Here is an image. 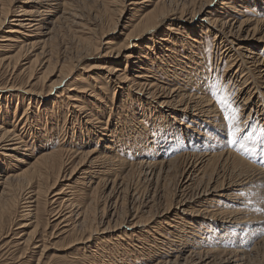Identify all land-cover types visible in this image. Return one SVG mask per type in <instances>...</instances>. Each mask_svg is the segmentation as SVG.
Wrapping results in <instances>:
<instances>
[{
    "label": "rangeland",
    "instance_id": "obj_1",
    "mask_svg": "<svg viewBox=\"0 0 264 264\" xmlns=\"http://www.w3.org/2000/svg\"><path fill=\"white\" fill-rule=\"evenodd\" d=\"M27 1L29 0H5V3L7 4L9 8H12V10H15L23 6L24 5L23 3H26ZM104 1L107 2L108 0H60V1L59 0H40L41 7L42 5L46 7L47 5L56 6L57 4L58 5L62 3L65 4V7L64 6L61 7L60 14H59L60 19H58L57 21L52 22V16H50L49 14L44 15L43 16L44 18L38 17L40 19L42 18L44 19L42 23L43 25H42L41 32H42V35L47 37L46 39H48V40L45 39L46 42L48 41V44H47L48 49H52V50L58 49L61 57L64 58V56H66L64 59H66L67 56L68 57L69 56L78 57V54H80L79 50L81 49L78 39L81 36L86 35V33L89 30H96V32H93L94 36L93 35L92 36L93 38H95L94 41L100 44V49H99V54L91 57L90 61L81 65L80 68H78L75 71L73 76H71L67 81H65L62 84L61 88L57 86L56 89L58 90L55 89V91L51 94V96L49 97L42 96L41 98H37L36 96H34L32 98L31 103L32 105H34L32 109L33 112L41 113L47 116L52 115V103L53 102L59 103L55 107V112H57V114L55 115L63 116L62 119L64 123L63 121H61L62 119H60V122L59 121H57L56 123L53 122L52 126L49 125L47 127L44 125L42 129L40 126L37 127L33 125L34 128H32L31 131L33 132L34 130L36 131V129H40L42 135H46L50 139L51 143L53 144L59 143L63 140V138H65V141L71 142V146H73V147L71 146L69 147L67 146V147L71 151H77V152L95 150L96 153L100 151L99 153L104 152L105 154H107L106 153L107 149L105 150L104 148V146L106 147V143L111 144L110 141H113V140L119 141L120 143L116 142L117 144L116 143L112 144L113 146L112 154L113 156L115 155L114 157L116 159L118 160L120 159V161H124L127 163L129 162V164L131 165L130 167H128L127 170H121L118 172V174L116 173L115 177H113L112 179L119 178L120 181H122L121 178H123L125 175L127 179L125 178V181H124L125 186L123 187L124 189H127L128 191L127 190L125 191L123 189L125 193L123 190L114 191L115 193L114 192L110 193L111 190L109 189L107 191V189H105L103 185V187L99 186L97 193H94L96 184H98V182L100 183L104 182L105 180L107 181V179L106 178L100 179V180L92 179V178H96V175L95 174L93 175V173L91 174V172L94 171L95 173V171H97L99 168V164L89 166L90 168H85L84 166L88 164V159H85V160L81 159L80 161V158H76L77 163L74 164L75 166H73V169L76 167L75 172L77 173V175H73L75 176L74 178L73 176L71 177V173H73L72 169H70L69 171L65 173L66 177L68 176L67 178L71 177L70 178L71 180L69 181H72L73 183H75V181H78L79 176L84 177L82 181L83 185H79L80 187L79 191L76 190L77 192L76 197H75L76 202L73 201L74 204L71 203V205L68 204L64 207L59 205V203L68 202L69 196H66L68 190L66 189L67 188L66 186L64 187V184L65 185L68 184L69 182L68 180L67 181L64 180L65 182H62L63 181L62 180L61 183H58L55 186L54 190H52L49 194H47L46 198L41 197L42 199H40L39 201L40 202L39 210H41V212L39 211L40 212L39 215H41L40 221H39L40 222L39 223V233H40V236L43 235L42 237L43 239L40 238L41 244L39 243L36 246L39 248L34 249V247H25L20 244L21 243L20 238L22 237L23 233L20 232L22 231V229H19V228H20V225L24 222L21 219V213L25 209L23 208V204L25 203V201H21V204L17 207V210H16L17 213L15 212V215H14L15 223L11 225V228H10V225H8L7 228L4 230V232L1 233L2 236H0V254H2L3 256V258L0 260V264L1 263L3 264H10V263L11 264H51V263L52 264H66V263L75 264V262L76 264L77 263L79 264H100L97 256H99V259H100L102 255L105 256V257H101V259L104 261V262L102 261V264H173V263L175 264L176 260L178 261L176 264H264V210H262L264 209V180H263L264 178L259 179L260 177L259 178L256 177V178H250L247 181L245 180L247 179L246 176L252 175L253 172L251 170H258V173L262 171L264 172V148H263L264 147V90H262V94L258 96L254 95L256 98L252 100V101H255V99H257L256 105L260 104V107H261L260 109H263L261 112V115L260 114L257 115L255 114V111H253L250 118L248 120L245 119L248 116V113H250V111H247L249 108V104H247L243 108L240 107L242 104L240 105L241 102L239 103V101L243 100L242 96L240 95V89L247 86L248 83L250 82L252 83V80L248 82V80L250 79L249 75L243 78L242 75L240 76L239 74L238 77L231 78V79L227 75L228 73L232 74V72H228V68H229L228 57H230L231 55L234 56L235 52H232V48L229 43L225 45L226 39L222 38L223 36L222 33L221 35H217L216 37L213 32L211 33L209 29L205 28L204 24L196 25L194 22L188 23L190 26L193 27V30L191 31L189 29L187 30L179 29L180 30L179 33L181 34L189 33L192 38H197L199 41L197 43H194V45L191 46V48L195 50L194 52L198 53V57L194 59H196L197 60L196 62L197 63L199 62L198 65H200L199 66L200 69L198 70L197 68L198 71L194 70V71H197L195 72L196 74L198 73L197 75L196 74L192 75L194 79L192 80L191 77H190L191 79L187 78L188 80L190 79L191 82L185 79L186 75H184L185 77H181V76L179 77L180 74H178V72L181 73L182 71L188 73L187 71H184V70H189V68L192 67L191 65L193 63L190 59L191 52L188 49H186L187 50L186 51L185 48H182L181 44L177 45L180 49L178 53V57L176 59L177 61L172 60L171 58L168 60L170 66L162 65V68H157L156 66L152 65L151 69L153 71L152 72V74L154 75L153 77H155L154 79H157V82L158 81L160 82L161 80L160 83L162 84L168 85L172 88H181L182 90L187 91L189 95H198L200 97L208 96L209 100L212 102L211 105H215L217 107V110L219 111V112H215L214 115H216V118L218 120H223L222 124L225 128L227 124V121L224 118L225 111L231 112L232 109L231 108L225 109V107L220 104L217 97L226 96L228 98L229 103L232 105V107L237 108L239 110V119L237 120L236 123L242 129V131L238 136V142L236 144H231L229 142L230 137L227 135L226 133L227 129H226L225 133L221 135L220 134L212 135L211 138L207 140L208 147L209 146L210 147L214 146L215 148L220 147L219 149L216 148L218 151L216 150H211L210 152L205 151L204 150L205 147L201 148L199 146L200 143L196 137L195 138L188 137V135L192 134V131L186 130L187 125L191 127H194L196 125L194 121L192 122L190 117L184 116L182 118L183 119L182 123H184V126H180L179 123L172 122V119L164 111L159 114L155 112H148L149 113L148 114L147 112H144V109H143L144 105H142L143 103L139 102L137 99H131V98L128 99L127 96H123L120 89H118L120 94L117 93V100L119 102L121 101L124 108L128 105V102H130L129 105L126 107L127 109L125 108L126 111L124 113L125 114L127 113L126 116L125 117L123 116L125 115L124 113L123 115H121V120L123 121V123H121L122 121L119 119L120 116L118 117V119L116 117L115 119H113L112 117H110V113L108 110L102 111L101 108L98 109L99 105L98 106H96L95 104L92 105V103L88 100L84 101L85 104L87 105V109L88 108L91 109L94 115H96L99 118V120L106 121V124L108 126L106 125L105 129H109V128L113 129L114 138L112 137L113 138L112 140L105 139V137H102L101 135H99L100 139L94 138L95 136L91 134L89 131L85 132V129L87 130V128H83V130H81L83 127L84 121H85L82 119L83 116L82 117H80L79 115L75 116L73 120V125H71L72 123V121H70L71 113L66 110H67V106L72 105V101L68 100L69 97L67 96L69 95H67V93H73L74 98H77V95L75 92H68L70 91L69 90L70 88H73L72 85L74 84L75 79L81 76L85 78V81L88 84L92 83V79H91L92 76L97 77V79L100 80L101 79L100 73L102 72L100 70H97V68H94V67L95 66L97 67L99 63H101L98 61L107 60V57L104 56L108 52L107 50L108 45H106V43L110 41H114V44L116 45V44H120L124 42L125 37H121L122 29L124 26H127L126 24L129 23V20L133 17V15L138 10V8L147 6V5H152L151 7H149V10H150L153 8L154 4L158 0H149V3H147L146 5H142V6L131 5V2H140L141 0H121V1L111 0L113 2L118 1L115 3H111V10H116V9L118 10L121 8L123 9L122 17H121L122 19H120L121 22L119 21V24L116 27H114V25H112L110 21L109 17L111 13H108L107 15L103 13L104 12L103 10ZM184 1L185 0H178L179 7H180V3L181 2L183 3ZM186 1L188 5V11L190 10L191 12V9H193V6L191 4L192 0H186ZM225 2L228 4L227 7L229 8V11L227 13L223 10L221 3H214L213 5L210 6L209 10L213 11V13L211 14V17L213 19L219 18L223 23H228L227 25H223L225 27L224 30L227 32L222 30L224 32V37L228 39H231V40L233 38L237 40L240 39V38H236V37L229 35L228 31L231 28L230 26L233 25L234 23H235L234 25L237 27L239 23L247 19L264 20V0H225ZM40 5H38L37 7H40ZM25 7H28V6H25ZM43 11L44 9L42 10L39 9L37 12L38 14H43L41 13ZM112 14L115 18H120L119 11L117 13L112 12ZM11 19H8L5 25L0 27L1 28L0 29V39H2V37L5 35L8 28L11 27L12 24H9ZM167 28H168V24H166L164 28L161 29V31L158 34H156L157 37L162 36L164 32H166L165 30ZM111 29H112V32H111ZM104 33H106V35ZM42 35L36 36V39H33V40L31 37L29 43L36 42L37 44H39L40 41L43 40ZM145 42L143 43V46H145L148 43V41H145ZM252 43L253 42L251 41L250 43H247L246 46L250 48ZM235 45H236V48H238L236 43ZM256 45H257L256 50L259 53H261L262 51L264 52V45H261L259 43H257ZM260 47H263V49H259ZM1 49L2 48H0V51ZM131 51L132 50L126 51L118 59V64L121 65L118 68L122 70V72L125 70V62H126L125 55L130 53ZM16 52H17L16 50L9 52V53L2 52L0 53V60H2L3 58H7L8 56H13L15 55ZM39 52L40 50L38 51L35 50V52L34 50H28L24 52L23 57L21 59L17 61L14 60L13 62L9 64L7 63L1 66L0 67V88L2 87L5 89H15V90L27 89V91H30V92L35 91L39 93H42L40 91H42L43 89V94L49 93V91L52 90L53 85H56L54 82L57 80V76H54L53 74L50 75L48 79L45 80V81H48L46 85L43 84L44 83L43 80L39 79L42 73H44V70L46 71V66H43L46 64V59L43 60V62L41 59L40 61L38 60V62L33 63V61H35L34 54L39 53ZM180 52L182 53V55ZM263 52H262V56L264 57ZM46 55L48 54L46 53ZM195 56L196 55H194L193 57ZM234 57L236 60L235 65H237L239 58L236 59V54ZM185 61L187 63H185ZM31 62L33 64H31ZM44 62L45 64H43ZM175 64L179 65L178 67H181L182 69L178 68L179 70H176V68L173 67V65L175 66ZM185 66L186 68L188 66V68L186 69ZM173 69L175 70V73L177 72L176 74L179 78H176V76H174ZM166 71H167V74H166ZM139 72L141 71L138 69V67H129V73H128L129 78H133ZM54 73H56V71ZM202 76L204 78L201 80H198L202 78ZM170 78H172L173 80ZM195 78L197 80H195ZM184 80L188 81L190 85H187L186 83H184ZM102 81L104 82V80ZM237 81H239L240 83ZM51 83L52 85H50ZM238 83L239 85L242 86L241 88H238V85H236ZM63 85L64 86L66 85V86L64 87ZM75 85H79V84L76 83ZM189 87L191 88V90ZM65 88H67L68 90H66V92L63 93ZM105 88L106 90H108L107 91L108 93L105 94V97H107L108 99V97L110 96V94L113 93L115 88H111L108 83H105ZM159 91H160L159 94H161L162 98L169 97L168 93H165L162 90H159ZM6 92L7 91L5 90L3 91V93H6ZM84 96L86 99H89L88 96L86 97V94ZM247 97H249L248 94H247ZM12 99L15 100L13 107L6 108L7 110H3V107L0 105V126H5L3 119L6 116L10 115L9 123L12 126H10L9 124L8 127L7 126L5 127L11 130H12V127L15 128V131L17 132L16 134L23 137L24 140L26 139V141L30 145L29 148L32 147L30 152L29 151L23 152L21 155L14 154V157L22 158L24 155L28 157L29 154L39 156V153L42 149L41 138L39 137L36 138V136L34 138L32 134L26 133L27 130L30 131L31 129L30 127L26 129L25 127L26 126L25 123H27L25 121L26 119L25 120L23 119L19 123L20 119L24 115L23 114L24 111L28 107V100L30 99V97L25 96L22 99L18 98V101L16 100L17 98H12ZM59 99H61L62 101H60ZM2 100H4V98H0V104ZM189 104L193 105V103H189ZM95 106L97 107V109L95 108ZM154 106L158 109H162V107L159 106L156 102L151 103V107L153 108ZM72 111L73 110L71 108V112ZM127 111H129V113ZM30 113L28 114V117H32V114ZM142 113L143 115H141ZM178 116H180V114ZM132 118L134 119V121ZM14 121H17L18 123L15 124ZM82 121H83V124H82ZM43 122L45 123V121ZM174 124H175V127H173ZM131 125H135V126H131ZM203 126L200 125L198 129L205 132V135L209 134L207 129L202 128ZM119 127H122V128H119ZM147 129L148 131H145ZM119 130H122L123 132ZM164 130H166V132H164ZM138 131L139 132L141 131L142 133H139ZM125 132H128V133H125ZM83 133H84V136H82ZM123 133H125V135ZM139 134H140V137H137L139 136ZM180 134L182 135L183 138L180 137ZM249 136H251V138H249ZM126 137L128 138V140ZM134 138L135 140H133ZM36 139L38 140L40 139V140L38 141ZM81 139L83 140V142ZM130 139L131 141H129ZM204 139L205 138L203 137V141ZM86 140H88V142ZM122 140H125V141H122ZM76 142L79 145H77ZM123 142L126 146L123 145ZM115 144L117 147L115 146ZM33 145H35V148H33ZM190 145H193V147H191ZM196 146L198 147L196 148ZM199 149L200 150L202 149V150L200 151ZM224 151L227 154L229 152L241 158L245 164L240 163L237 160L230 159L229 157L227 164L226 163L223 164L219 160H216V162L219 161V164L221 163L220 165H218L219 166L218 167L216 165L214 166L211 163L214 159L211 161H208L205 159L203 163L204 166L202 168H201V163H200L201 160L198 162L199 166L195 168L196 169V171H194L195 173L193 171L188 170L189 169L188 158L194 152H196V154H201L203 152L205 153L212 152V154L214 153L213 155H220V153ZM2 154L3 152L0 151V167L7 168V169L12 167V165H14L15 163L14 160L10 161L6 157L2 156ZM98 155L100 154H97L94 157ZM108 155H111V154H108ZM177 157H179V159L177 160L176 165H173L171 169L169 170H164L162 167H154L152 165H151L152 167L148 166V163H153V162H157L158 165H161L163 162L171 161L173 159H176ZM194 164H196V162H194ZM133 165H137V166L132 167ZM212 166H214V168H212ZM69 168H71V165L68 166V169ZM113 169H118L117 165L112 167V171ZM148 170H150L149 171L150 174ZM245 171H250V172L245 173ZM84 172L89 173V175L87 176L86 174L83 175L82 173ZM239 172L245 173L243 178H240ZM204 173H206V175ZM200 177L201 178L204 177V180L202 182H200L202 180ZM50 179L48 183L50 182ZM187 179L189 181L188 182L189 184L192 182L193 179H195V183L197 186L203 183L201 185V188L206 189L209 187L210 193L216 187L223 186V188L225 189L229 187H232L234 189L233 191L225 190L224 192L217 193V195L214 196L215 203H213L212 205L213 208L212 206L209 207L206 201L202 202V204L201 203L195 204V207L197 208L195 213H197V210H200V216L202 215L201 217H204V219L205 217L209 218L210 213L214 211V209H215V212H218V213L220 212L222 214L225 213L226 214L225 218H227L225 220H227V222L231 220V218L229 217L230 215H232L233 218L231 220V223L227 224L228 230L226 232H222L220 228L218 227L220 225V223L218 222L216 223V221H218V218L211 219L213 221L209 219L210 222L209 221L205 222L204 220L201 219V217H199L200 219L198 220L195 219L197 220V222H195V220L192 218H188L189 221L185 220V222L183 221V223H180L181 225L180 224L177 225L176 227L177 230L176 228H173V229L170 228L169 230H166V232H164L165 237L156 236V238H153V236L144 234L141 240L144 241L145 245H143V243H141L142 244L141 245L140 243L137 242L136 243L137 246L134 248L126 245L124 248L121 246L120 248L117 247L116 250H111V248H108V247L112 245L111 244L112 242H110L112 237H110V235L105 234L103 235L104 237L102 236L103 238H106L104 239V242H103L104 244H100L101 246L99 245L101 249L103 248L104 250H100L97 248V245H96V242L98 241V237H101L100 235L97 236L96 240L91 246L86 245V244L84 245L79 244L78 246L77 245L72 246L74 245V242L79 241L78 239L87 235V231L84 232V230L83 231L79 230L73 233V235L69 236V234L67 235L66 233L63 232V230H61L64 228V226L68 224L72 225L75 228L77 226L78 228V222L80 224L81 221L78 219L77 213L80 212L85 207H87V210H88L87 211L88 220L93 221L94 228H95L94 230H99V231L100 230L102 231L103 228H106L108 223H111V226H114L116 224V219L119 220L121 218H125L126 217L125 215L131 212H134L137 214L141 213L140 215H144L145 219L143 218L144 219L143 222H145V220H147L148 217H149L148 218L149 222H150V219H152V217L155 220L157 219L156 220L157 222L155 221V225H153L156 227H158L160 224L162 225V223H168L171 220L172 216H174V214H176L178 210L175 209L174 210L176 211L175 213H171V216L166 215L164 218H161V220L158 219V217H155V216H160L161 213H163L166 210V208L169 207L167 202H169L170 204V202L173 201V204L175 206V203L181 200V198L191 200L197 194L196 192L194 193V191L190 188L183 190V187H185L184 184L187 182ZM120 181L118 180L117 182L120 183ZM238 184H243V186L236 188ZM63 190L65 191L63 192ZM58 191L59 192L62 191L64 194L58 197H55L56 199L59 198L57 202H55L56 199L55 198L53 199V195ZM234 192L235 194L233 195H236L238 197H235V199H231L233 202H231V200L228 201V199L225 198V196L228 194L234 193ZM221 194L223 196H221ZM26 195H27L26 191L24 190L21 194V198L22 199L27 198ZM91 197L94 199H96L97 197L96 199L97 203H95V200H93ZM78 198L80 199V201L76 200ZM47 199L50 200L49 203L44 202V200H47ZM91 202L93 203L91 204ZM242 202L244 205L240 206ZM82 203L84 204V206ZM90 204L93 206H91ZM153 208H155V210ZM147 210L152 211L151 215L147 214L146 212ZM91 214H96V216L95 215L93 216ZM93 217H97V218H95L94 220L92 219ZM66 218H70L69 222H64ZM130 220H132V218ZM219 220L221 219L219 218ZM148 221L145 223H149ZM186 221L188 222L187 223L188 226L186 225ZM8 229H9V233L6 234ZM31 230L32 229H29L26 232H30ZM193 232L195 233L193 234ZM161 233H162V230H161ZM231 233L232 235H229ZM218 235L219 236L222 235V237H218ZM195 236L197 238V241H196ZM147 238H148V241H147ZM224 238H225L226 243L225 242L223 243V241H221V240H224ZM175 239L177 241H175ZM196 243L198 245H196ZM139 246H141L142 249H139L138 248ZM195 246H198V247H195ZM204 246H207V247H204ZM55 247L58 249H56ZM69 247H72V248H69ZM84 248H88L87 251L85 252L87 254L86 256L88 257H85L86 258L84 259L85 261L83 260L77 261L80 258L81 254H83ZM201 248H204V250H202ZM200 250L201 252L203 251L201 258L198 257L197 255V253H199ZM140 253L143 255H140ZM207 258L208 260H206ZM81 259L83 258L81 257Z\"/></svg>",
    "mask_w": 264,
    "mask_h": 264
},
{
    "label": "bare ground",
    "instance_id": "obj_2",
    "mask_svg": "<svg viewBox=\"0 0 264 264\" xmlns=\"http://www.w3.org/2000/svg\"><path fill=\"white\" fill-rule=\"evenodd\" d=\"M220 1H222V2H220ZM115 2H118V1L113 2L111 0H108L107 2H105V1L103 2V10H104L103 13L106 15L108 13H111L109 18H110L112 25H114V27H116L119 24L120 19H122L121 17H122V12H123L122 8L118 9V10L117 9L111 10V3H115ZM186 2H187L186 0L183 3L181 2L182 4L180 3V7H179L178 0H158L154 4L153 8L150 10H149V7H151L152 5H147V6H143V7L138 8V10L135 12L133 17L129 20V23L126 24L127 26H124L122 29L121 37H125L124 42H122L120 44H116V45L114 44V41L107 42L106 45H108V47H107L108 52L104 55L107 57V60L98 61L101 63H99V65L97 67L96 66L94 67V68H97V70H100L102 72V73H100V78L102 80H104V82L101 79L99 80V79H97V77L92 76L91 77L92 83L88 84V83H86L85 78L79 76L78 78L75 79V82L72 85L73 88L69 89L70 91H68V92H75L77 95V98H74L73 93H67V95H69V96H67V97H69L68 100L72 101V105L67 106V110L66 109H64V110L69 111L71 113L70 114V117H71L70 121H72L71 125H73V120H74L75 116H77V115H79L80 117L83 116L82 119L85 120L86 122L84 121V124H83V121H82L83 127L81 130H83V128H87V130L85 129V132L89 131L91 134H93L95 136V137L93 136L94 138L100 139L99 135H101L102 137H105V139H108V140L111 139L112 140L114 138L113 137V134H114L113 129H111V128L105 129V126L107 125L106 121L99 120V118L96 115H94V113L91 109H89V108L87 109V105L85 104L84 101L88 100L92 103V105L93 104H95L96 106L99 105L98 109L101 108L102 111L108 110L110 113V117H112L113 119H115V117H116L118 119V117L120 116L119 119L121 120V115H123V113L126 111L125 108L129 105L130 102H128V105L124 108L121 101L119 102L117 100V93L120 94L118 89H120L123 96H127L128 99H130V98L131 99H137L139 102L143 103L142 105H144V108L143 107L142 108L144 109V112H147V113L148 112H155V113L159 114V113L164 111L172 119V122H177V123H179L180 126H184V123H182V120H183L182 118L184 116L190 117L192 122L194 121V123L196 125L194 127L187 125L186 130L192 131V134L188 135V137H190V138L196 137L199 140V143H200L199 146L201 148L205 147V149H204L205 151H208V152H210L211 150L218 151L217 149H219L220 147H216L217 149L214 146L208 147V141L207 140L210 139L212 135H216V134L221 135V134L225 133L226 128L222 124L223 120H218L216 118V115H214L215 112H219V111L217 110V107L215 105H211L212 102L209 100V97L208 96L200 97L198 95H189V93L187 91H184L181 88H172L168 85L160 83L161 80H160V82L159 81L157 82V79H154L155 77H153L154 75L152 74V72H153L151 69L152 65L156 66L157 68H162V65H166V66L169 65L170 66L168 60L171 58H172V60L177 61L176 59L178 57V53L180 50L177 45L181 44L182 48H185V50L188 49L191 52L192 55L190 54V59L193 63H192V65L190 64L192 67H190L189 70H184V71H187L188 73L182 71L183 73L181 72L182 73L181 74L178 72V74H180L179 77L180 76L185 77L184 75H186L185 79L190 78V77L192 78V80L194 79L192 77V75L196 74L195 72H197L200 69L199 68L200 65H198L199 62L197 63L196 62L197 60L194 59V58L198 57V53L194 52L195 50H193L191 48V46L194 45V43H197L199 41L197 38H192L189 33H185V34L179 33V31H180L179 29H185V30L189 29L190 31L193 30V27L188 24L191 22H194L196 25L197 24L198 25L204 24L205 28L209 29L211 31V33L213 32L216 37H217V35H221V33H222V35H223L222 38L226 39L225 45L229 43L231 45L232 52H235V54H236V59L239 58L238 64L235 65V63H236V60L234 57L235 54H234V56L231 55L230 57H228V59H229L228 72H232V74L228 73L227 75L229 76L230 79L238 77L239 74H240V76L242 75L243 78L246 77L247 75H249L250 79L248 80V82H250L252 80V83L251 82L248 83L249 86L247 85L244 88H241L242 86L239 85V83H240L239 81H237L239 83L236 84V85H238V88H241L240 89V95L243 98V100L239 101V103L241 102L240 105L242 104L240 107L243 108L244 106L249 104V108L247 111H250V113H248V116L246 115L247 117L245 119L248 120L250 118L251 114L253 113V111H255V114L261 115V112L263 109H260L261 108L260 104L256 105L257 99H255V101H252V100L254 98H256L255 96L262 94V90H264V57L262 56L263 51L261 53H259L256 50V47H257L256 44L257 43L264 45V20L247 19V20L239 23L237 25V27L234 25L235 23L233 22L234 24L230 26L231 28L228 31L229 35L236 37V38H240V39L237 40V39L233 38L231 40V39L224 37V32L222 31L225 28L223 25H227L228 23H223L219 18L213 19L211 17V14L213 13V11L209 10L210 6L213 5L214 3H221L223 10L227 13L229 11V8L227 7L228 4L225 2V0H192L191 4L193 6V9H191V12H190V10L188 11V5ZM147 3H149V0H141L140 2H131V5L142 6V5H146ZM23 4H24L23 6L15 9V10H12V8H9L7 6V4L5 3V0H0V27L4 26L8 19L12 18L9 22V24H12L11 27L8 28L5 35L2 37V39H0V48H2L0 53H2V52L9 53V52H12L14 50L17 51L15 53V55L8 56L7 58H3L2 60H0V67L7 64V63L9 64V63L13 62L14 60L17 61V60L21 59L23 57L24 52H26L28 50H34V52H35V50L36 51L40 50L39 53L34 54L35 61H33V63H36V62H38V60L40 61L41 59L43 62V60L46 59V64H45V62L43 63V64H45L43 66H46V71L44 70V73H42L41 76L39 75L40 76L39 79L43 80V82H44L43 84L46 85L48 83V81H45V80L48 79V77L53 74L54 76H57V80L54 82L56 85H53L52 90H50L49 93H47V94H43V89H42V91H40L42 93H39V92H35V91L30 92V91H27V89L15 90V89H5L2 87L0 88V98H4V100H2V102L0 104L3 107V110H7L6 108H11L14 106L15 100H13L12 98H17L16 100L18 101V98L22 99L25 96L30 97V99L28 100V107L24 111V113H23L24 115L20 119L19 123L23 119L24 120L26 119L25 120L27 122V123H25L26 129L28 127L31 128L30 131L27 130L26 133L32 134V136H34V138H35V136H36V138L39 137L42 140L41 141L42 149L39 153V156L29 154L28 157L25 155L24 156L22 155L23 156L22 158H19V157L15 158L14 154L15 155H18V154L21 155L23 152H28V151L30 152L32 147L29 148L30 145L28 144L26 139L24 140L23 137L16 134L17 132L15 131V128L12 127V130L7 128L10 124L9 123L10 122V120H9L10 115L6 116L3 119L4 125L7 127L0 126V151L3 152L2 156L6 157L10 161L14 160L15 163H14V165H12V167H10L8 169L0 167V236H2L1 233L4 232V230L7 228L8 225H10V228H11V225L13 223H15L14 215H15V212L17 210V207L21 204V201H25V203L23 204V208H25V209L21 213V219L24 222L20 225V228H19V229H22V231H20V232L23 233L22 237L20 236L21 237L20 238V242H21L20 244L25 246V247H34V249H35V248H39L36 246L41 242L40 238L43 237V235L40 236V233H39V223H40L39 221H40V216H41V215H39V213L41 212V210H39V208H40L39 207V204H40L39 201H40V199H42L41 197L46 198L47 194H49L52 190H54L55 186L58 183H61L62 180H63L62 182H65L64 180L69 181V180H71L70 178L73 175H77V173L75 172L76 167L73 169V166H75L74 164L77 163L76 158H80V161H81V159H84V160L88 159V164H87L88 167L86 165V166H84L85 168H90L89 166L99 164L98 170L95 171V173H94V171L91 172V174L93 173V175L94 174L96 175V178H92V179H95V180H100V179H104V178L107 179V181L105 180L104 182H101V183L98 182V184H96L95 189H94V193H97L99 186L103 187V185H104L105 189H107V191L109 189L111 190L110 193H112L114 191H122L124 189L123 186H125V184H124V181L126 178L125 175L123 178H121L122 181H120L119 178L118 179L117 178L112 179V178L115 177V174L116 173L118 174L119 171L127 170L131 164H129V162L127 163L124 161H120V159L118 160L114 157L115 155L113 156L112 144L119 142V141L113 140L114 142L110 141L111 144L106 143V147L104 146V148H105V150L107 149L106 150L107 154H105L104 152L99 153L100 151L98 153H96L95 150H88L85 152H77V151H71L68 148L69 146H71V142L65 141V138H63V140L61 142L53 144V143H51L50 139L46 135H42L40 129H36V131L34 130L33 132L31 131L32 128H34L33 125H35L37 127L40 126L42 129V127L44 125L47 127L49 125L52 126L53 122H55V123L57 121L60 122V119H62V117H63V116L55 115V114H57V112H55V107H56V105L59 104L57 102L52 103V115H50V116L43 115L41 113L33 112L32 109H33L34 105H32V103H31L32 98L34 96H36L37 98H41L42 96H45V97L51 96V94L55 91L57 86H59V88H61L62 84L65 81H67L71 76H73L75 71L78 68H80L81 65L90 61L91 57L99 54L100 44L96 43L94 41L95 38H93V36H94L93 32H96V30H89L86 33V35H83L78 39L79 45L81 46V49L79 50L80 54H78V57H74V56L68 57L67 56V58L64 59L66 56H64V58L61 57L58 49L55 48L56 50H52V49L47 48L48 41L47 42L45 41V39L47 37L42 35L41 29H42V25H43L42 23L44 20L43 16L46 14L47 15L49 14L50 16H52V22L57 21L58 19H60L59 14H60L61 7H63V6L65 7V4L64 3H62L60 5L57 4L56 6L47 5L46 7H44L42 5V7H41L40 0H29ZM44 4H46V3H44ZM38 5H40V7H37ZM25 6H28V7H25ZM241 8H242V6H241ZM39 9L40 10L44 9V11L41 12L43 14H38L37 11ZM118 11L120 13L119 14L120 18H115L113 16L112 12L117 13ZM69 14H70V12H69ZM38 17H43V18L40 19ZM166 24H168V28L165 30L166 32H164V34L162 36L157 37L156 34H158L161 31V29L164 28V26ZM221 24H222V26H221ZM231 24H232V22H231ZM111 32H112V29H111ZM225 32H227V31H225ZM104 34L106 35V33H104ZM41 35L43 36V38H42L43 40H41L39 44H37L36 42L29 43L31 37L33 40V39H36V36H41ZM46 40H48V39H46ZM145 41H148V43L145 46H143V43ZM251 41L253 43H252L251 47L248 48L246 46V44L250 43ZM235 43L237 44L238 48H236ZM224 47H226V46H224ZM259 49H263V47H260ZM128 50H132V51L125 55V58H126L125 70L122 72V70H120L118 68L121 66L118 64V59L120 58V56L123 53H125ZM46 53L48 55H46ZM181 55H182V53H181ZM194 55H196V56L193 57ZM33 63L31 62V64H33ZM185 63H187V62L185 61ZM178 66L179 65H176V64H175V66L173 65V67L176 68V70H179L178 68H181ZM129 67H138V69L141 72L137 73L133 78H129V75H128ZM185 68H186V66H185ZM187 68H188V66H187ZM193 68H195V69H193ZM197 68H198V70H197ZM160 70H162V69H160ZM194 70H197V71H194ZM55 71H56V73H54ZM176 73L174 70V76H176V78H179ZM166 74H167V71H166ZM196 78H195V80L198 79V78L197 79ZM203 78L204 77L202 76V78H200L198 80H201ZM170 79H172V78H170ZM190 79L189 80L187 79V80L189 82H191ZM239 80H240V78H239ZM188 81L184 80V83H186L187 85H190ZM76 83H78L79 85H75ZM105 83H108L111 88H115V90L113 91L112 94H110L108 99H107V97H105V94L108 93L107 92L108 90H106V88H105ZM50 85H52V83ZM4 90L7 92L3 93ZM56 90H58V89H56ZM66 90H68V89L65 88L63 93L66 92ZM159 90H162L163 92L168 93L169 97L162 98L161 94H159V92H160ZM190 90H191V88H190ZM85 94H86V97L88 96V98L90 100L85 98V96H84ZM247 94L249 97H247ZM58 98H60V97H58ZM59 100L62 101L61 99H59ZM134 101H136V100H134ZM153 102H156L159 106L162 107V109H158L155 106L152 108L151 103H153ZM189 103H193V105H190ZM96 106H95V108L97 109ZM71 108L73 110L72 112H71ZM30 112H32V113H30ZM53 112H54V114H53ZM127 112L129 113V111H127ZM29 113L32 114V117H28ZM126 114L123 116L125 117ZM177 114L178 115L180 114V116H178ZM141 115H143V113ZM126 120H128V119H126ZM43 121H45V123ZM61 121H63V119ZM133 121H134V119H133ZM14 123L17 124L18 122L14 121ZM63 123H64V121H63ZM121 123H123V121ZM132 124H134V123H132ZM136 124H138V123H136ZM115 125H117V124H115ZM200 125H202V126L204 125L202 128L207 129L209 134L205 135V132L199 130L198 128L200 127ZM10 126H12V125L10 124ZM131 126H135V125H131ZM158 127H160V126H158ZM173 127H175V124L173 125ZM119 128H122V127H119ZM119 131H122V130H119ZM145 131H148V129ZM164 132H166V130H164ZM21 133H22V131H21ZM39 133H41V134H39ZM81 133H82V131H81ZM118 133H120V132H118ZM125 133H128V132H125ZM125 133H123V134L125 135ZM139 133H142V132L140 131ZM116 134H117V132H116ZM29 136H31V135H29ZM82 136H84V133ZM137 137H140V134ZM180 137H182L181 134H180ZM203 137L205 138L204 141H203ZM121 138H123V137H121ZM86 139H88V138H86ZM36 140H38V139H36ZM119 140H121V139H119ZM127 140H128V138H127ZM133 140H135V138ZM86 141L88 142V140H86ZM91 141H93V140H91ZM122 141H125V140H122ZM129 141H131V139ZM82 142H83V140H82ZM76 144H77V142H76ZM116 144H115V146H116ZM77 145H79V144H77ZM123 145H125L124 142H123ZM131 146H132V144H131ZM190 146L193 147V145H190ZM71 147H73V146H71ZM197 147L198 146H196V148ZM33 148H35V145H33ZM107 151H109V152H107ZM194 151H195V149H194ZM224 152L220 153V155H213L214 153L212 154V152L211 153L203 152L201 154H196V152H194L191 156L187 155V156H189V158H188L189 169L188 170L193 171V172L196 171L195 168H197L199 166L198 162L200 160H201L200 163H201V168H202L204 166L203 163H204L205 159L208 161H211L214 159L215 161L213 160L214 162L213 161L211 162L214 166L215 165L218 166L221 163L227 164L229 157H230V159H234L240 163H244L242 161V159L237 157L236 155H233L232 153H229V152H228V154L226 152L225 153ZM97 154H100V155L94 157ZM108 154H111V155H108ZM178 159H179V157H177L176 159H173L171 161H165L161 165H158L157 162L148 163V166L149 167H152V166L162 167L164 170H169V169H171V167L173 165H176ZM216 160H219L221 163L219 164V161L216 162ZM194 162H196V164H194ZM80 164H82V163H80ZM70 165H71V168L68 169V166H70ZM78 165H79V163H78ZM116 165H117L118 169H113V171H114V173H113L112 167H114ZM141 165H143V164H141ZM135 166H137V165H133L132 167H135ZM214 166H212V168H214ZM70 169H72L73 173H71L70 178H67L68 176L66 177L65 173L67 171H69ZM150 170H148V172ZM251 171L253 172L252 175L246 176L247 179L244 178L246 181L250 178H256V177H258V178L260 177L259 179L264 178V172L263 171L260 173H258V170H251ZM193 172H191V173H193ZM248 172H250V171H245V173H248ZM242 173L239 172L240 178H243V176L245 175V173H243V174ZM82 174L83 175L86 174V176L89 175V173H87V172H84ZM149 174H150V172H149ZM204 174L206 175V173H204ZM205 175H203V176H205ZM74 177L75 176H73V178ZM50 178H52V179H50ZM49 179H50V182L48 183ZM83 179H84V177L79 176L78 181H75V183H73L72 181H69L67 185L64 184V187L65 186L67 187L66 189L68 190V192H67L66 196H69V199L67 198L68 199L67 203H63V202H62L63 204L59 203L60 206L64 207L68 204L71 205V203L74 204V202H76L75 201V197L77 194L76 190L79 191V188H80L79 185H83V183H82ZM188 179H187V182L184 184L185 187H183V190L190 188L194 191V193L195 192L197 193L196 196H194V198H192L191 200L181 198V200H179L175 203V206L173 204V201H171L170 204H169V202H167L169 207L167 206L168 208H166V210L163 213H161V215L159 214L160 216H155L161 220V218H164L166 215L171 216V213H175L176 212V211H174L175 209L178 210L176 212V214H174V216H172L171 220L168 223H162V225L160 224L158 227H156L153 225H155V221L157 219L155 220L152 217V219H150V222H149L148 221L149 217H148L147 220H145V222L148 221L149 223H145V222H143V220L145 219L144 215H140L141 213L137 214V213L130 211L131 213L125 215L126 216L125 218H121L119 220L116 219V224L114 226H111V223H108L106 228H103L102 231L101 230L99 231V230H94L95 228H94L93 221L88 220V218H87V213H88L87 211L88 210H87V207H85L80 212L77 213L78 219L81 221L80 224L78 222V228H77V226L75 228L72 225L68 224V225L64 226V228L61 230H63V232L66 233L67 235L69 234V236L73 235V233H75L76 231H79V230H81V231L84 230V232L87 231V235L83 236L81 234L83 237L78 239L79 241L74 242V245H72V246H76V245L78 246L79 244H83V245L86 244V245L91 246L94 243V241L96 240L97 236L100 235L101 237H98V241L96 242V245H97L98 249L104 250L103 248L101 249L100 244H104L103 242H104V239H106V238H103L104 237L103 235L107 234V235H110V237H112V239L110 238L111 239L110 242H112L111 243L112 245H110L108 247V248H111V250H116L117 247L120 248L121 246L124 248L126 245L134 248L137 246V244H136L137 242L140 244L143 243V245H145L144 241L141 240V238H142V236H144V234H148L149 236H153V238H156V236L165 237L164 232H166V230H169L170 228H172V229L176 228L177 225H179L180 223H183V221L185 222V220L189 221L188 218H192L194 220L200 219L199 217H201L202 215L200 216V210H197V213H195L196 209H197L195 207V204H197V203L202 204V202L206 201L208 206L211 207L213 205V203H215V201H214L215 197L214 196L217 195V193L224 192L225 190L226 191H233L234 190L232 187L225 189L222 186V187L214 188L210 193L209 187L206 189L201 188V185L203 183L201 185L197 186L195 183V179H193L192 182L189 184ZM201 179L202 180L200 182H202L204 180V177ZM118 180L120 181V183L117 182ZM245 180H243V181H245ZM243 181H241V182H243ZM93 184H94V182H93ZM242 186H243V184H238L236 186V188L242 187ZM24 190L26 191L27 198L22 199L21 194ZM124 190L126 191L127 189H124ZM64 191L65 190H63V192ZM125 191H124V193H125ZM63 192L62 191L56 192L53 195V199L55 197H58V196L64 194ZM233 194H235V192L226 195L225 198H227L228 201H230L231 199H235V197H238V196L233 195ZM112 196H114V195H112ZM221 196H223V195L221 194ZM58 199H56L55 202H57ZM92 199L95 200V203H97V201H96L97 197H96V199H94V198H92ZM76 200L80 201L79 198ZM82 200H83V198H82ZM44 202L49 203L50 200L47 199V200H44ZM231 202H233V201L231 200ZM92 203L93 202H91V204ZM33 204H35V205H33ZM243 205L244 204L242 202L240 206H243ZM83 206H84V204H83ZM91 206H93V205H91ZM212 208H213V206H212ZM153 209L155 210V208H153ZM92 210H90V211H92ZM92 212H94V211H92ZM146 212H147V214L151 215L152 211L147 210ZM91 215L96 216V214H91ZM225 215H226L225 213L222 214L220 212L219 213L215 212V209H214V211H212L210 213L209 218L205 217V219H204V217H201V219L204 220L205 222L206 221L210 222L211 219L218 218V221H216V223L217 222L220 223V225L218 227L220 228V230L222 232H226L228 230L227 224L231 223V220L233 217H232V215H230L229 218H231V220H229L227 222V220H225V219H227V218H225ZM88 216H89V214H88ZM95 218H97V217H93L92 219L95 220ZM131 218H132V220H130ZM219 218L221 220H219ZM69 219L70 218H66L64 220V222H69ZM197 220H195V222H197ZM164 221H165V219H164ZM211 221H213V220H211ZM187 223L188 222L186 221V225H187ZM104 227H105V225H104ZM183 227H185V226H183ZM9 229L7 230V233L5 232L6 234L9 233ZM29 229H32V230L30 232H26ZM97 229H99V228H97ZM161 230H162V233H161ZM176 230H177V228H176ZM138 232H140V233H138ZM191 232H192V230H191ZM80 233H82V232H80ZM194 233L195 232H193V234ZM229 235H232V233ZM184 236H186V235H184ZM75 237H76V235H75ZM218 237H222V235H220V236L218 235ZM148 238H147V241H148ZM195 238H196V236H195ZM184 239H186V238H184ZM175 241H177V240L175 239ZM196 241H197V238H196ZM221 241H223V243L224 242L226 243L225 238H224V240H221ZM42 242H44V241H42ZM184 242H186V241H184ZM196 245H198V244L196 243ZM207 246H204V247H207ZM158 247H160V246H158ZM195 247H198V246H195ZM69 248H72V247H69ZM138 248L142 249L141 246H139ZM56 249H58V248H56ZM87 249L88 248L83 249V254H81L80 258L77 261H80V260L85 261L84 260V259H86L85 257H88V256H86L87 254L85 253L87 251ZM201 249L204 250V248H201ZM202 252L200 250V252L197 253L198 257L201 258ZM96 253H97V251H96ZM150 253H152V252H150ZM140 255H143V254L140 253ZM144 256H146V255H144ZM81 257L83 259H81ZM97 257H98L100 264H102L103 260L101 259V257H105V256L102 255L100 257V259H99V256H97ZM2 258H3V256H2V254H0V260ZM206 260H208V258ZM177 262L178 261L176 260L175 264ZM1 264H3V263H1ZM75 264H76V262H75ZM77 264H79V263H77Z\"/></svg>",
    "mask_w": 264,
    "mask_h": 264
},
{
    "label": "snow or ice",
    "instance_id": "obj_3",
    "mask_svg": "<svg viewBox=\"0 0 264 264\" xmlns=\"http://www.w3.org/2000/svg\"><path fill=\"white\" fill-rule=\"evenodd\" d=\"M217 99L219 100L220 104L225 107V109L227 108L232 109L231 112L225 111L224 118L227 121L226 129H227V135L230 137L229 142L231 144H236L238 142V136L242 131V129L236 123L237 120L239 119V110L237 108L232 107L226 96L217 97ZM249 138H251V136H249Z\"/></svg>",
    "mask_w": 264,
    "mask_h": 264
}]
</instances>
